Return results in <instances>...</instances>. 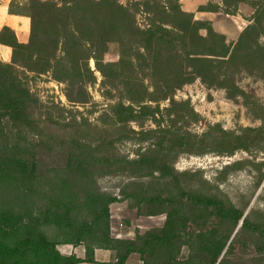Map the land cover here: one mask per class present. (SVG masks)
<instances>
[{
	"label": "trees",
	"instance_id": "1",
	"mask_svg": "<svg viewBox=\"0 0 264 264\" xmlns=\"http://www.w3.org/2000/svg\"><path fill=\"white\" fill-rule=\"evenodd\" d=\"M228 2L236 6L246 3L253 8V17L233 44H227L223 35L214 32L206 21L195 20L182 11L179 0H26L23 8L29 19L27 41L18 42L5 26L0 29V44L10 49L9 62L0 61V264L93 262L94 248L115 251V261L109 264H125L130 252L138 253L142 264H183L178 261L183 246L189 252L186 263L229 264L234 249V243L227 242L229 235L218 237L216 228L206 231L201 223L196 224L194 231L185 230L186 224L203 220L202 215H190L196 208L217 222L236 225L240 220V227L248 226L242 212L217 198L180 187L179 174L171 165L181 153L211 151L230 155L237 149H246L252 134H262L260 138L264 139L262 127L237 131L212 125L200 133L191 132L185 126V117L194 121L196 115L187 102L172 98L176 89L195 78L209 87L238 92L226 74L240 44L253 43L252 53H258L264 63V43L260 47L256 39L264 36V0H221L223 5ZM198 10L216 11L217 5L207 3ZM137 12L144 15L145 26L136 23ZM223 12L231 14L228 10ZM201 29L205 36L199 33ZM110 43L119 48L116 62L102 59ZM89 59L103 78L116 81L121 87L126 102L113 104L110 113L120 126L119 132H123L108 141L100 139L96 149L86 146L70 151L60 167L45 168L35 150L10 141L9 127L19 138L24 132L37 135V126L28 111L35 99L19 74L49 72L53 80L65 82L68 87L76 84L75 94L82 99V85L92 79ZM261 77L264 82V69ZM162 100H167L168 106L159 109ZM143 119L150 120L154 127L124 129L129 122ZM130 133L136 141L147 144L138 149L135 158L111 157V162L109 158L86 159V154L98 152L105 143L110 148L122 138L130 139ZM101 160L108 162L109 167L124 164L121 168L113 166L110 172L130 167L137 177L166 181L164 195L146 189L139 194L121 192L124 199L135 201L129 206L138 214H164L162 227L137 234L132 241L110 238L108 205L120 200L94 189L88 166ZM250 227L264 235L262 227ZM48 228L59 240L46 234ZM57 244H81L84 257L62 255ZM257 249L260 256L264 243Z\"/></svg>",
	"mask_w": 264,
	"mask_h": 264
},
{
	"label": "rangeland",
	"instance_id": "2",
	"mask_svg": "<svg viewBox=\"0 0 264 264\" xmlns=\"http://www.w3.org/2000/svg\"><path fill=\"white\" fill-rule=\"evenodd\" d=\"M25 1L9 0L7 11L25 16L23 8ZM51 1L59 3L60 0ZM207 3H211L212 7L217 5V10H198L199 6ZM179 6L182 11L190 13L193 19L209 23L214 32L223 35L227 44H233L237 40L241 30L253 17V8L246 3H239L236 6L229 2L223 5L221 0H179ZM223 10H228L231 14H226ZM203 12L210 13L204 15ZM134 16L139 26H145L142 13L137 12ZM28 32L23 43L28 39ZM199 33L206 35L203 29L199 30ZM256 39L258 45L263 47L264 36L259 35ZM254 49L253 43L240 44L237 48V57L226 74L238 88V92L231 88L228 91L217 86L209 87L198 78L173 92V100L187 102L188 107L196 115L194 121H189L185 117L184 124L189 131L200 133L208 126L218 125L225 130L237 131L241 128L262 127L261 133H264V82L261 77L264 63L261 62L258 53H252ZM118 51L116 43L108 44L106 52L102 55L103 61L116 62ZM9 60L10 49L0 44V61ZM87 66L92 73V79L83 83L82 99H77L76 84L68 87L65 82L53 80L49 72L39 75L29 72L19 74L24 86L35 99L34 103L29 104L28 111L37 126V135L24 132L19 138L15 134L16 131L9 127L10 141L15 140L29 151L35 150V154L42 158L45 168L60 167L70 151L76 152L79 147L86 146H89V149H96L100 139L108 141L121 136L123 132H119L120 126L115 124L110 113L113 104L126 102L120 85L116 81L103 78L95 70L91 59L88 60ZM227 91L231 92L230 96ZM163 106H168L167 100L159 102V109ZM178 112L186 114L184 111ZM153 127L154 124L150 120L143 119L129 122L124 129L127 131L131 128L136 131ZM128 135L131 136L130 139L122 138L110 148L106 143L103 144L98 152L86 154V159L109 158L111 162V157L118 160L135 158L138 149H144L147 144L136 141L135 135L131 133ZM261 135L252 134V141L247 143L246 149H237L230 155L211 151L202 154L181 153L171 163L173 171L179 174L180 187H187L196 194L217 198L225 206L230 205L240 210L242 218L249 224L240 227V220L236 225L225 221L217 222L216 218L207 217L199 209L193 208L190 211L192 216L198 214L204 216V221L200 220L194 224L188 222L185 230L194 231L199 226L198 223H201L203 225L201 227L206 231L212 227L216 228L218 237L229 235L227 242L234 243L229 264H264L262 255L264 252L260 256L257 255V247L263 245L264 235L261 236L250 227L258 226L264 229V139L260 138ZM1 142L0 134V146ZM107 164L108 162L101 160L95 162L93 167L88 166V171L92 173L94 189L103 194L117 196L127 207L135 201L124 199L121 192L132 191L139 194L146 189L149 193L165 194V180L137 177V173L131 172L130 167L110 172L113 166L121 168L120 166L124 164L114 163L112 167ZM184 212L189 214L187 209ZM45 232L49 237L59 240L53 229H45ZM224 251L225 247L221 254ZM188 253V248L183 246L178 261L189 264L186 263Z\"/></svg>",
	"mask_w": 264,
	"mask_h": 264
},
{
	"label": "crops",
	"instance_id": "3",
	"mask_svg": "<svg viewBox=\"0 0 264 264\" xmlns=\"http://www.w3.org/2000/svg\"><path fill=\"white\" fill-rule=\"evenodd\" d=\"M9 0H0V29L5 26L13 31L18 42L23 43L28 32L29 20L26 16L7 11ZM210 13V12H206ZM203 12L204 15H207ZM210 19L209 16H206ZM22 37V38H21ZM165 215L138 214L135 208L127 207L121 201L109 204V236L116 240L132 241L143 232L162 227ZM57 251L62 255L84 257L83 245L57 244ZM93 262H78L77 264H109L115 261V251L105 248H94ZM125 264H142L138 253L130 252L125 258Z\"/></svg>",
	"mask_w": 264,
	"mask_h": 264
}]
</instances>
